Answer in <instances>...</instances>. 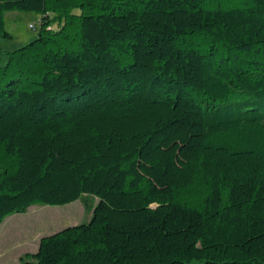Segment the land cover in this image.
Instances as JSON below:
<instances>
[{"label":"trees","instance_id":"16d2710c","mask_svg":"<svg viewBox=\"0 0 264 264\" xmlns=\"http://www.w3.org/2000/svg\"><path fill=\"white\" fill-rule=\"evenodd\" d=\"M14 10L0 221L97 198L14 264H264V0H0L2 37Z\"/></svg>","mask_w":264,"mask_h":264},{"label":"rangeland","instance_id":"374dc122","mask_svg":"<svg viewBox=\"0 0 264 264\" xmlns=\"http://www.w3.org/2000/svg\"><path fill=\"white\" fill-rule=\"evenodd\" d=\"M50 16L51 14L48 13L45 15V17ZM40 20L41 16L37 12L14 10L4 13L5 30L10 37L0 36V65L5 63L8 51L20 48L38 36ZM96 202V197L84 194L78 200L66 205L34 203L25 212H12L6 215L0 221V251L9 252V256L12 249L18 248L22 242L27 241L25 239L32 236L40 227L44 230L43 233H48L65 224L76 225L87 222ZM3 258L2 264H9L7 256Z\"/></svg>","mask_w":264,"mask_h":264},{"label":"crops","instance_id":"0c3cea01","mask_svg":"<svg viewBox=\"0 0 264 264\" xmlns=\"http://www.w3.org/2000/svg\"><path fill=\"white\" fill-rule=\"evenodd\" d=\"M57 226H53V227H57ZM66 226H70V225L65 224L61 228L54 230V231H51V232H48V233H43L44 230H42V228L40 227L37 231H35L32 234V236L25 239L27 241L22 242V244L19 245L18 248L12 249L10 251L11 254L9 256H8L9 252L3 253V251L2 252L0 251V264H2V259H4L3 258L4 256H7V259H8L7 262H9V264H14V263L18 262L19 259H21L25 254L36 252L40 238H42L43 236L49 235L51 233H54V232L66 227ZM44 229H46V228H44ZM47 230H49V229L47 228ZM0 245H1V242H0ZM10 261H14V262H10Z\"/></svg>","mask_w":264,"mask_h":264}]
</instances>
